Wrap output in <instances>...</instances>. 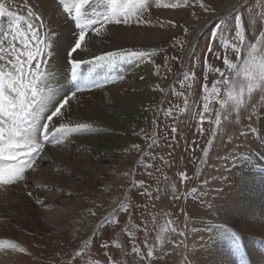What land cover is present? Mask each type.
<instances>
[{
	"label": "rangeland",
	"instance_id": "obj_1",
	"mask_svg": "<svg viewBox=\"0 0 264 264\" xmlns=\"http://www.w3.org/2000/svg\"><path fill=\"white\" fill-rule=\"evenodd\" d=\"M49 1L59 9L56 19L38 0H0L18 15L26 16L31 8L43 22V34H58L47 70L59 43L67 40L64 36L70 31L69 48L77 31L74 10L67 15L59 0ZM160 9H184L187 15L162 18L159 26L170 33L159 41L124 47L155 64L158 95L145 102L138 119L135 113L119 115V125L100 120L58 123L54 118L56 127L85 123L92 129L57 134L61 143L45 144L43 159L35 160L20 185V210L14 209L10 218L0 211L1 220L10 224L0 233V248L11 264H197L193 254L206 257L204 251L215 250L216 242L233 249L238 264H251V249H264V229L257 223L264 219V207H257L255 214L232 206L226 208L228 216L216 212L219 194L228 174L237 171L238 160L264 157V91L246 97V108L237 116L229 87L218 84V94L212 90L221 79L218 69L231 78L224 55L241 66L249 51L257 62L264 57V0H90L84 11L87 19L108 15L113 22L104 26L107 32L114 26H148ZM114 12L126 16L128 23L116 24L119 15ZM4 33L9 41L15 37L20 45L25 42L24 23L17 28L6 15L0 16ZM237 33L247 44L239 53L232 50L239 44ZM68 48L63 50L67 60ZM75 55L71 59L78 60ZM85 61L92 62L78 68L76 81L65 69L68 92L61 91L60 99L77 85V92H85V83L92 82L91 74H83L84 65L97 61ZM48 89L54 97L53 88ZM257 167L264 171V165Z\"/></svg>",
	"mask_w": 264,
	"mask_h": 264
},
{
	"label": "snow or ice",
	"instance_id": "obj_2",
	"mask_svg": "<svg viewBox=\"0 0 264 264\" xmlns=\"http://www.w3.org/2000/svg\"><path fill=\"white\" fill-rule=\"evenodd\" d=\"M63 6V12L73 15L75 28V40L68 48L66 57L71 72V79H79L78 68L92 61L73 60L71 56L78 51L87 49V44L104 34V26L113 22L108 15L100 14L95 19H87L85 8L90 0H78L68 3L67 0H59ZM203 7V5H201ZM207 10V9H205ZM8 16L16 22L19 28L24 23L26 33L25 42H20L13 37L7 39L8 34H0V186L11 187L19 185L26 180V171L32 168L37 158L43 159L41 153L45 151L47 143H61L57 140V134L63 136L67 133L90 131V124L81 123L68 128L64 123L56 127L55 121H61L70 111L72 100L80 86L71 96L65 95L63 99L51 101L53 96L47 87L48 77L51 73L47 70V58L51 57L52 47L58 39V34L51 30L46 35L40 29L44 27L38 14L29 8L26 16L18 15L6 10L0 3V16ZM114 22L127 24L128 19L122 14ZM187 32V29L184 30ZM239 44H234L232 50L239 53L240 47H247L244 38L237 33ZM87 41V43H86ZM20 45V46H18ZM131 57L136 53H125ZM142 55V54H141ZM121 57V50L105 52L102 55H93V60L112 62ZM220 59V57H217ZM223 64L231 73V78L224 71L217 70L220 80L212 85L213 93L218 94V84L227 85L229 99L235 105L237 116L241 108H246V97L250 98L256 90L264 91V57L257 62L255 55L249 51L242 61V66L230 61L227 55L223 56ZM241 75L243 80L240 79ZM143 79V77H141ZM99 86L98 84L96 85ZM157 89L159 86H156ZM205 87L206 86H202ZM233 91L235 94H233ZM227 103V101H225ZM208 110V105H204ZM217 124L220 123L219 116ZM32 195L31 192L28 193Z\"/></svg>",
	"mask_w": 264,
	"mask_h": 264
},
{
	"label": "bare ground",
	"instance_id": "obj_3",
	"mask_svg": "<svg viewBox=\"0 0 264 264\" xmlns=\"http://www.w3.org/2000/svg\"><path fill=\"white\" fill-rule=\"evenodd\" d=\"M38 1L43 3L46 8H49V10L52 11V15L55 13L53 18L56 19L57 15H59L57 4L49 6V0ZM185 14L186 10L184 9L157 10L154 15L155 22L145 24L148 26L133 24L128 26H114L110 31L106 32L104 30L102 36L88 43L85 51H78L75 55L78 60L92 58L93 55H96L97 52H101L102 50H121V57L123 58L118 57L112 62L100 61L94 62L93 65H84L85 69L83 74H91L94 78L92 82L85 83V92H76V97L72 100L70 105V111L66 114L65 118L58 121V123L75 122L76 120L83 122L100 120L105 123L119 125V115L124 114L129 117L132 113H135V117L138 119L144 112L143 107L145 106V102L158 95V89L156 87L158 85V74L155 64L146 61L142 53L137 52L138 54L128 57L125 53L135 52L133 49H126L124 47L159 41L166 33H170V30L162 29L158 22H160L162 18L179 19ZM66 27L71 29L68 25ZM64 37L67 40H62L59 43L58 52L55 58L51 60L53 66L48 68L51 75L48 77L47 86L52 87L54 90V97L51 101L52 104L62 97L61 91H67L66 85H64L68 81L65 69H69V65L67 58L64 57L63 50L68 48L69 45L67 42H71L72 36L70 31H68L67 35ZM96 45L101 47H97ZM141 77H143L142 81H140ZM97 84L99 85L98 87L96 86ZM132 91L135 92L131 93ZM71 94L70 92L68 96H71ZM127 110L128 112H126ZM262 125L264 129V117ZM184 136H188L187 133H185ZM101 139H106V137ZM257 165H264V157L261 155H252L248 158H241L238 160L239 167L237 171L235 173L232 171V173L228 174L223 192L219 194V200H217L218 204H216L217 213L223 217L228 216L229 212H227L226 208L232 206V209H234V207L241 210L248 209L247 212L252 210L251 212L255 214L257 207H264V171L260 170L261 168L258 169ZM230 182H232L231 185H227L228 183L230 184ZM21 184L22 183L13 186V188L9 190L1 189L4 193L0 190V211L9 218L11 216L14 217V209H19L20 207V203L17 199L22 196ZM25 198H23V200ZM27 199L28 198H26V200ZM242 202L245 203L247 207H243L241 205ZM10 212L11 214L8 215L7 213ZM248 215V217L252 218L251 214ZM261 215L264 216V212H262ZM1 216L3 215H0V233H2L4 227L10 228L9 222H3ZM260 221L261 222H256L260 223L264 229V219ZM244 224L251 225V223ZM0 237H2V235H0ZM212 246L216 249L204 251V253H207V256H203L204 258L202 259L199 252H196L198 256L193 254L194 257H196L195 261L197 264H238V257L233 254V249L229 250L224 244L218 245V242L213 243ZM4 253L5 251L0 248V264H11L12 261L8 257H2ZM209 253L211 255H209ZM248 256L253 260V263L250 261L251 264H264L263 248L258 247L257 249H251ZM20 258L25 259L23 255L20 256Z\"/></svg>",
	"mask_w": 264,
	"mask_h": 264
}]
</instances>
